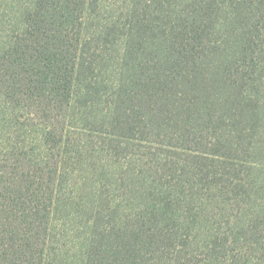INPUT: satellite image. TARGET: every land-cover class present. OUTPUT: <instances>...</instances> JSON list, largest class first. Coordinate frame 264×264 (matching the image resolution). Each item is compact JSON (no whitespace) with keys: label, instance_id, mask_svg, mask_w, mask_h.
Wrapping results in <instances>:
<instances>
[{"label":"trees","instance_id":"1","mask_svg":"<svg viewBox=\"0 0 264 264\" xmlns=\"http://www.w3.org/2000/svg\"><path fill=\"white\" fill-rule=\"evenodd\" d=\"M107 1L0 0V117L14 130L6 133L0 129V136H6L0 137V145L8 144L0 150V264H66L55 246L51 226L61 202V170L66 157L62 132L67 125L73 127V118L80 133L85 130L84 123L108 127L94 131L100 139L103 136V143L114 144L131 140L140 131L172 139L175 135L166 132L173 128L169 118L194 127L196 116L204 115L207 121L203 116L198 122L201 130L209 128L210 120L217 125L234 123L233 135L242 145L238 152L244 155L235 161L249 164L250 170L260 163L257 192L264 193V157H254L264 155V129L258 126L264 119L260 112L264 106L258 101L264 87V64L260 63L264 61V0H232L229 5L233 20L234 10L239 12L237 27L228 31L240 43L241 58L232 69L236 78L225 71L230 68H224L223 62L214 71L216 28L220 27L219 18L226 21L229 15L221 0H179L185 10L172 11L170 16L157 11L164 0H137L135 4L124 0L123 22L106 18ZM240 64L243 70L238 73ZM209 69L222 83L234 79L223 96L221 93L218 105L209 103V95L199 100L207 95L197 89L205 81L201 75ZM108 73L118 79L107 84L104 75ZM180 84L186 88L179 89ZM96 107L107 109V113L92 122ZM32 123L38 126L47 157L31 158L19 141V132ZM12 137L15 139L10 140ZM222 141L215 140L217 151L213 154L228 164L230 150ZM248 147H253V156L245 154ZM5 153L9 160L3 158ZM208 156L197 149L190 158L198 169H205L203 161ZM190 198L177 200L176 208L185 200L180 215L201 210ZM111 202L105 203L109 216L96 212L93 216L95 223L111 221L104 226L96 224L91 234L76 241V263L70 264H157L161 253L173 246L163 241L162 215L152 211L123 219ZM168 219H173L171 214ZM249 222L245 229L232 228L229 236L218 235L213 243L244 244L264 254V208L256 218L250 216Z\"/></svg>","mask_w":264,"mask_h":264},{"label":"rangeland","instance_id":"2","mask_svg":"<svg viewBox=\"0 0 264 264\" xmlns=\"http://www.w3.org/2000/svg\"><path fill=\"white\" fill-rule=\"evenodd\" d=\"M115 2L118 4L115 5ZM221 2L229 15L226 21L219 18L220 27L216 28L214 49L217 53L214 71L223 62L224 68L228 66L230 68L225 71L234 73L236 78L238 74L232 72V69H235L234 64L237 59L241 58L240 43L238 39L232 38L229 32L238 25L236 23L239 21L238 10L237 8L234 10L236 15L233 20L232 6H229L232 0H221ZM123 3L124 0L105 2L106 18L112 17V19L125 21L127 8H123ZM129 3L135 4L137 0H129ZM180 7L179 0H164L163 7L159 6L157 11L170 16L172 11L185 10V7ZM210 61L209 59L208 62ZM260 63L264 64V61ZM242 70L243 64H240L236 71L240 73ZM212 75L210 69L204 71L201 79L205 81L197 92L207 93L199 99L200 101L209 95V103L218 105L222 102L225 88L234 79L229 78L222 83L218 76ZM104 78L107 84L118 79L110 73L105 74ZM178 87L186 88L182 84ZM188 94H195V92H188ZM113 100L115 101L114 98ZM258 101L260 106H264V87L258 94ZM92 112H94L92 122L100 121L101 117L105 118L107 109L101 111L96 107ZM203 116L199 114L196 116L194 127L187 123L181 124L176 118H169L173 128L166 132L175 135L172 139L147 136V132L140 131L135 132L131 140L116 141L117 144L107 143V141L103 143V136L100 139L99 134L94 131V129H108V127L84 123L85 130L80 133L76 118H73V127L67 125L63 128L66 157L62 162L61 170V202L58 211H55V217L53 215L51 227L56 238L55 246L67 259L66 264L72 261L76 263L78 248L73 246L77 240L80 242L85 234H91V227L95 228L96 224L104 226L111 221L104 219L96 220L95 223L93 217L94 212L109 216L105 207L106 201H112L111 207L118 208L119 217L123 215V219L128 218L129 215H132L131 219L138 218L152 211L162 215L160 227L165 237L163 241L169 246L173 243V246L161 253L157 264H264L263 250L255 252L246 248L244 244L245 248L243 245L238 247L232 245L230 241L227 246L213 243L218 235L229 236L228 231L232 228H247L250 216L256 218L261 213V208H264V193L262 195L257 192L260 177H257V166H261L260 163L254 165L255 169L253 166L250 170L249 164L235 161L236 157H244V155L238 152L242 145L236 135H233L235 132L232 129L236 127L234 123H231V126L217 125L210 120L207 122L209 128L205 126L206 128L201 130L198 122ZM3 120L5 122L4 118ZM205 120L207 121V117L204 116ZM258 126L264 129V119L258 122ZM37 127L36 123H32L30 127L19 132L21 135L16 132L21 138L19 141H23L22 146L26 153L33 159L42 158L46 153L45 145L39 139ZM1 128L6 133L14 131L2 122V117H0ZM3 135L0 137L6 139ZM13 139L15 137L10 140ZM215 140L216 142L223 140L220 143L229 148L231 159L228 164L221 162V159L213 154L217 151L213 146ZM255 141H258L257 137ZM82 142H86L87 145L84 146ZM12 143L15 142L12 141ZM168 143L174 148L168 147ZM6 145H8L7 141H4L0 145V150L5 149ZM18 145H21V142H18ZM252 148L248 147L245 154L253 156ZM52 149L56 150L55 147ZM197 149L200 152L209 153L207 159L203 161L205 169H198L192 163L190 156L195 157ZM16 153L18 152H13V155ZM254 157L260 159L264 155L260 157L254 154ZM3 158L9 160L10 155L5 153ZM262 159L260 161H263ZM186 171L189 173L188 176H185ZM252 180L256 182V187L251 184ZM239 187L243 188L239 190ZM187 195L192 197L191 201L200 205L201 210L180 215L185 200L182 199L178 205L179 208H176L177 200ZM170 214L173 217L172 220L168 219ZM217 227L220 230H213ZM262 245H264L263 242ZM260 253L263 255L260 256Z\"/></svg>","mask_w":264,"mask_h":264}]
</instances>
